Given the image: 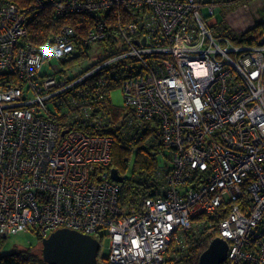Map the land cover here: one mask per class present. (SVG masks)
Instances as JSON below:
<instances>
[{"label": "built area", "instance_id": "built-area-1", "mask_svg": "<svg viewBox=\"0 0 264 264\" xmlns=\"http://www.w3.org/2000/svg\"><path fill=\"white\" fill-rule=\"evenodd\" d=\"M234 1L49 0L94 22L85 33L66 24L38 46L29 12L0 0V236L71 228L107 236L109 264H164L174 235L184 250L187 231L216 227L229 243L225 264H264V39L236 44L214 32L218 8ZM239 10L245 32L257 21L249 3ZM111 39L114 54L102 45ZM79 43L91 63L63 73ZM113 65L125 98L117 126L155 129L169 151L156 197L130 212L107 169L113 137L96 132L112 113L90 95Z\"/></svg>", "mask_w": 264, "mask_h": 264}, {"label": "trees", "instance_id": "trees-1", "mask_svg": "<svg viewBox=\"0 0 264 264\" xmlns=\"http://www.w3.org/2000/svg\"><path fill=\"white\" fill-rule=\"evenodd\" d=\"M6 1L15 2L22 10L28 11L32 16L28 25V39L32 44L38 46L50 42L51 37L61 31L62 27L66 24L75 26L79 33H85L87 28L94 22V19L87 14L61 15L57 13L55 7L49 0ZM227 24V16H224L219 20L217 25H221L220 30L223 29L222 32L228 35L236 44H259L264 39V22H257L255 26L245 32L239 33L237 36L231 35V28ZM112 44V39L102 43L107 53L114 54L115 51ZM78 48L79 53L75 56L65 58L62 61L63 73H66L73 66L83 63L89 56V45L85 46L79 43ZM67 67L71 68L67 69ZM115 67L113 65L107 69V72L97 73L94 81H97L100 76L107 74V82L106 84L95 83V90L90 95H96V110L108 109L112 113L113 125L96 130V132L108 134L113 137L112 161L107 169L111 171L113 168H116L121 175H124L125 171L131 166L135 175L130 178H125L121 183L120 206L126 212H130L132 209L141 210L146 199L156 197L157 181L155 179V173L161 164L159 156L165 153L166 148L162 145L155 129H152V132L147 131L141 135H130L127 132H123L120 126H117L115 121H118L121 112L125 108L114 105L111 99L112 89L120 85V77L118 75L120 71L114 70ZM133 153H135L134 162L131 163ZM221 218L223 216H219L216 220ZM219 236L220 233L216 227H212L196 235L187 231L186 249L182 250L177 241V235H174L170 251L173 249L178 253V257H173L169 260L172 261V264H201V255L209 247L211 242ZM4 238L0 236V246ZM98 239L102 247V238L98 237ZM40 240L42 239L40 238ZM0 264L49 263L44 260L42 249L25 248L10 253H0ZM99 264H109L107 256L101 255V248L99 252ZM222 264H225V262Z\"/></svg>", "mask_w": 264, "mask_h": 264}, {"label": "water", "instance_id": "water-1", "mask_svg": "<svg viewBox=\"0 0 264 264\" xmlns=\"http://www.w3.org/2000/svg\"><path fill=\"white\" fill-rule=\"evenodd\" d=\"M110 177L120 183L125 180L116 168L111 170ZM41 241L43 258L49 264H99L101 243L93 235L59 228ZM228 250V241L216 237L201 255V264H222L228 257Z\"/></svg>", "mask_w": 264, "mask_h": 264}, {"label": "rangeland", "instance_id": "rangeland-1", "mask_svg": "<svg viewBox=\"0 0 264 264\" xmlns=\"http://www.w3.org/2000/svg\"><path fill=\"white\" fill-rule=\"evenodd\" d=\"M245 3H249L252 6V16L255 18V20L257 22H264V0H236L233 3L222 5L220 8H218L216 16L219 20H221L224 16H228L230 14L234 15L233 18H231V20L228 17V24L231 28L230 30L231 35L237 36L239 35V33H241L240 32L241 30L243 31L247 27V26L242 27L241 25V23H243L242 21L243 17L239 10L240 7L244 5ZM220 27L221 25H215L214 32L225 35L222 32L223 29L220 30ZM100 50H101L100 44H95L94 49H93L94 52L92 55L93 59L95 58V56H97L100 53ZM92 61H95V60H92ZM52 62L58 66L60 65V60L58 59H53ZM90 63L91 62L88 59V61L84 62L82 65H80V67H76V69L72 70L71 74L80 72L81 70L86 68ZM111 99H112L113 104L116 106L123 107L125 105L124 92L120 85L112 89ZM134 155L135 153H133V155L131 156V163L134 162ZM166 156H169L168 150H166L164 154H161L159 156L160 161L163 162ZM123 176L125 178H130V177L135 176L131 166L125 171ZM41 244H42V241L40 240V238L37 236L36 233L32 231H29V232L21 231L17 234L5 237L3 239V242L0 246V253L5 254V253H10L16 250L25 249V248L41 249L42 248V246H40ZM108 254H109V238L107 236H104L102 237L101 255L107 256ZM173 257H178V255H176L175 251L172 249L168 253V256L166 257V261L164 264H172V261H170L169 259Z\"/></svg>", "mask_w": 264, "mask_h": 264}]
</instances>
